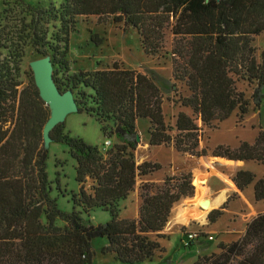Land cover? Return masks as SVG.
Wrapping results in <instances>:
<instances>
[{
  "label": "trees",
  "instance_id": "obj_1",
  "mask_svg": "<svg viewBox=\"0 0 264 264\" xmlns=\"http://www.w3.org/2000/svg\"><path fill=\"white\" fill-rule=\"evenodd\" d=\"M35 15L37 24L59 19L56 45L46 43L36 28L32 30L34 46L41 50L49 44L55 55L63 41L68 47L80 17L130 25L140 35L148 56L159 53L165 32L172 26L176 39L173 78L167 79L155 70L127 69L119 63L110 69L73 75L65 85L59 84L53 73L58 89L62 91L65 86L62 93L72 91L77 105L83 104L87 114L101 124L104 136L118 140H111L108 148L103 145L101 154L97 147L79 138L65 136L57 141L62 124L52 131L53 140L65 143L77 164L75 180L80 190L72 194L73 212L67 216L57 209L56 200L49 198L43 130L50 109L36 85L20 89L17 70L0 52V264H93L91 242L97 239L107 241L101 254L111 255L120 263L152 261L164 250L159 239L164 238L161 232L174 205L183 197L193 196L194 187L189 175L166 177L161 186L145 184L138 218L118 217L115 203L134 191L138 177L162 169L158 163L138 165L128 156L140 145L137 122L149 121L151 147L173 145L177 152L200 158L207 151L199 150L202 130L197 122L210 126L227 121L237 110L241 116L248 113L249 103L237 88L239 80L257 83L252 100L256 108H261L264 50L258 62L252 43L264 33V0H64L58 9H39ZM9 28L6 25L0 33V49L16 42L17 27L9 31L11 38L1 35ZM92 41L101 44L94 37ZM17 49L14 53L19 52ZM178 82L185 84L189 95L181 96L176 103L190 109L192 116L180 112L173 134L165 120L164 101L177 90ZM109 123L115 128L110 133ZM212 156L264 165V131L253 144L243 142L236 149L218 146ZM233 182L240 192L254 184L255 201H264V179L239 170ZM76 208L84 212L101 208L110 213L111 220L98 226L85 225ZM43 214L47 224L41 221ZM222 214L221 210L212 211L209 221L216 223ZM57 219L69 223L61 228L55 224ZM219 250L199 257L194 264H264V213L247 225L239 240L220 243Z\"/></svg>",
  "mask_w": 264,
  "mask_h": 264
},
{
  "label": "rangeland",
  "instance_id": "obj_2",
  "mask_svg": "<svg viewBox=\"0 0 264 264\" xmlns=\"http://www.w3.org/2000/svg\"><path fill=\"white\" fill-rule=\"evenodd\" d=\"M63 1L0 0V33L6 25L10 26L1 35L4 39L11 38L13 35L9 36V31L17 27V36L14 35L16 42L8 43L7 48L0 49V52L3 58L6 57L11 60L17 70L21 82L20 89L35 85L34 73L30 63L47 56L51 57L53 73H55L59 84L62 85H65L73 75L81 72L110 69L114 63H119L127 69L138 72H144L148 69L155 70L167 79L173 78L172 50L176 39L172 33V26L165 32V41L159 53L148 56L142 48L140 35L130 25L117 24L112 20L107 23H99L96 17H80L70 34L68 47L63 41L59 54L55 55L49 44L56 45V38L60 35L61 23L59 19L51 18L37 24L38 18L35 12L39 9L50 10L53 7L58 9ZM25 26H29V28L23 31ZM35 28L39 31L40 36L46 39L45 42L49 43L45 47H41V50H38L33 43L34 34L32 30ZM92 37L101 44L96 45L92 41ZM17 45H19L18 49ZM252 46L255 48V56L260 62L264 50V33L254 38ZM16 49L19 50L18 53H14ZM256 87V82H250L246 79L239 80L237 83L238 90L244 94L249 103L246 115L241 116L237 110L225 122L217 121L210 126L197 122L202 130L199 150L207 151L205 157L198 158L187 153L177 152L173 145L151 147L149 144V121L139 120L137 122V131L141 143L136 151H129L128 156H131L138 165L145 162L158 163L162 169L151 175L138 177L134 191L126 199L115 203L118 217L120 219L138 218L142 203V187L145 184L161 186L166 177L189 175L196 193L194 200L187 202L183 201L182 198L174 205L169 222L161 232L164 238L159 239L164 249L163 252H158L152 261L141 264H192L194 260H198L199 256L219 253L220 243L230 244L240 239L245 234L247 224L261 214V210H264L263 201L258 203L254 199V184L240 192L233 182V177L239 170L252 171L257 179H264V165L251 161L246 166H236L223 163L218 160L222 158L212 156L213 150L218 146L236 149L243 142L253 144L258 134L264 131V101L261 108H256L252 100ZM64 90L65 86H62L61 92ZM188 95L189 92L185 84L178 82L177 90L165 97V120L167 125L173 129V134H175L176 117L180 112L192 116L190 109L181 108L180 103H176L181 96ZM77 107L78 113L70 114L65 123L61 125L62 128L57 141L65 136L79 138L87 145L97 147L99 152L104 154L103 145L108 139L101 130V124L95 116L87 114L83 104L77 105ZM107 129L109 133L115 130L112 123L108 124ZM111 140L118 143L115 136ZM57 141L53 140L49 148L45 149L47 153L45 164L50 187L49 198L56 200L57 209L68 216L73 212L72 194H77L80 190V185L75 180L77 164L71 157L68 146ZM200 180H203L201 185ZM90 186L91 183L88 182L86 187L89 188ZM232 186L234 189L229 193L224 204L214 209L221 210L223 213L216 223L209 221V214L213 211L211 210L206 216L205 223L196 221L187 226L179 225L176 213L185 208L187 210L198 208L200 199H205V201L220 200L225 190L230 191ZM225 204V208L222 209ZM76 212L80 213V218L85 225L98 226L111 220L110 213L101 208L89 212H84L82 208H76ZM41 221L43 224H47L45 214L42 215ZM68 223V220L57 219L55 224L64 228ZM189 234L196 235V238L189 247H185ZM176 237L179 238L180 244L179 241H176ZM211 237L212 239H210ZM151 238L156 239V236L151 235ZM91 244L95 252L93 264H123L116 261L111 255L101 254V248L107 245L106 239H97ZM181 245L186 249L196 248L193 251L182 250L180 249ZM200 249L204 250L201 251ZM185 253L187 254L184 256Z\"/></svg>",
  "mask_w": 264,
  "mask_h": 264
},
{
  "label": "water",
  "instance_id": "obj_3",
  "mask_svg": "<svg viewBox=\"0 0 264 264\" xmlns=\"http://www.w3.org/2000/svg\"><path fill=\"white\" fill-rule=\"evenodd\" d=\"M30 67L34 73L35 85L40 97L51 112L50 119L43 130L44 147L47 150L53 142L51 137L52 131L59 125L64 124L70 114L78 113V107L72 91L62 93L58 89L53 77V62L51 57L47 56L33 61L30 63ZM138 142L141 143L139 136ZM195 194L194 192L193 196L188 197V199H193ZM183 199L185 200L187 197ZM208 206V203H203L202 209H206Z\"/></svg>",
  "mask_w": 264,
  "mask_h": 264
},
{
  "label": "bare ground",
  "instance_id": "obj_4",
  "mask_svg": "<svg viewBox=\"0 0 264 264\" xmlns=\"http://www.w3.org/2000/svg\"><path fill=\"white\" fill-rule=\"evenodd\" d=\"M221 160L223 163H227V164H232V165H236V166H243L242 163L238 162V161H227L224 159H218ZM226 165V164H225ZM201 183H203V180H200V185ZM203 186V185H202ZM196 197V194H195ZM195 197L193 199L190 200H194ZM205 199H200L199 203H198V208L190 210V209H183L182 211L176 213V219L179 222V225H183V226H187L192 224L193 222H201V223H205L206 222V216L208 214L209 211L217 208L222 201L220 200H215V201H205ZM204 203H208V208L206 209H202V204Z\"/></svg>",
  "mask_w": 264,
  "mask_h": 264
},
{
  "label": "crops",
  "instance_id": "obj_5",
  "mask_svg": "<svg viewBox=\"0 0 264 264\" xmlns=\"http://www.w3.org/2000/svg\"><path fill=\"white\" fill-rule=\"evenodd\" d=\"M238 162L242 163L243 166H246L247 163H248V162H241V161H238ZM246 171H248V170H246ZM250 172H252V171H250ZM252 173H253V172H252ZM195 177H196V176H195ZM194 179H195V178H194ZM261 179H263V178H261ZM253 187H254V186H253ZM227 188H228V187H227ZM233 189H234V186H232V187L230 188V191H227L228 189L225 190L224 194H223L222 197L220 198V199H222V203H221L218 207H220L221 205L224 204V201L226 200V198L228 197L229 193H230ZM246 189H247V188H246ZM218 196H219V195H218ZM218 196H217V197H218ZM183 198H184V197H183ZM189 200H190V199H188V197H187V199H185V200L183 199V201H187V202H189ZM214 200H215V199H214ZM263 202H264V201H263ZM263 202H262V204H264ZM258 203H259V202H258ZM218 207H217V208H218ZM217 208H215V209H217ZM185 209H186V208H185ZM213 211H215V210L213 209ZM261 212L264 213V210H261ZM262 213H261V214H262ZM209 215H210V214H209ZM257 216H258V215H257ZM249 223H250V222H249ZM249 223H248V224H249ZM248 224H247V225H248ZM246 228H247V226H246ZM245 232H246V230H245ZM175 239H176V241H179V238H178V237H176ZM238 240H239V239H238ZM233 242H235V241H233ZM179 244H180V241H179ZM225 244H226V243H225ZM194 248H196V247H192V248L190 247V248H188V249H186L183 245H181V247H180V249H182V250H189V251H193ZM200 250L203 251L204 249H200ZM186 254H187V253H185L184 256H185ZM199 257H200V256H199ZM195 262H196V260H194V262H192V264H194Z\"/></svg>",
  "mask_w": 264,
  "mask_h": 264
},
{
  "label": "built area",
  "instance_id": "obj_6",
  "mask_svg": "<svg viewBox=\"0 0 264 264\" xmlns=\"http://www.w3.org/2000/svg\"><path fill=\"white\" fill-rule=\"evenodd\" d=\"M112 141L111 140H107L104 144V147L105 148H108L110 145H111ZM196 238V235H193V234H189L187 236V244L185 245V247H189L190 243H192ZM212 239V237L210 238Z\"/></svg>",
  "mask_w": 264,
  "mask_h": 264
}]
</instances>
